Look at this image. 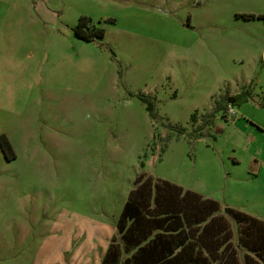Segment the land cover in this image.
Returning a JSON list of instances; mask_svg holds the SVG:
<instances>
[{
	"label": "rangeland",
	"instance_id": "obj_1",
	"mask_svg": "<svg viewBox=\"0 0 264 264\" xmlns=\"http://www.w3.org/2000/svg\"><path fill=\"white\" fill-rule=\"evenodd\" d=\"M247 12L264 0H0V264H101L140 171L264 220V19ZM82 15L105 36L78 38Z\"/></svg>",
	"mask_w": 264,
	"mask_h": 264
},
{
	"label": "trees",
	"instance_id": "obj_2",
	"mask_svg": "<svg viewBox=\"0 0 264 264\" xmlns=\"http://www.w3.org/2000/svg\"><path fill=\"white\" fill-rule=\"evenodd\" d=\"M240 15L264 19V13ZM73 31L86 41L105 36V29L87 15L78 18ZM138 95L155 116L154 99ZM235 96L226 92L215 99L214 107L227 109ZM216 109L206 115L203 126L215 117ZM9 141L6 134L0 135V147L12 159ZM220 210V203L210 196L140 171L101 264H264V220L241 209ZM230 218L238 226L236 238Z\"/></svg>",
	"mask_w": 264,
	"mask_h": 264
},
{
	"label": "crops",
	"instance_id": "obj_3",
	"mask_svg": "<svg viewBox=\"0 0 264 264\" xmlns=\"http://www.w3.org/2000/svg\"><path fill=\"white\" fill-rule=\"evenodd\" d=\"M231 94H234V93H231ZM204 195V194H203ZM106 246H108V242H106V244L104 245V246H102V248H101V250H102V252H104L105 251V248H106ZM100 250V251H101ZM98 255V254H97ZM99 256V255H98ZM98 258V257H97Z\"/></svg>",
	"mask_w": 264,
	"mask_h": 264
},
{
	"label": "built area",
	"instance_id": "obj_4",
	"mask_svg": "<svg viewBox=\"0 0 264 264\" xmlns=\"http://www.w3.org/2000/svg\"><path fill=\"white\" fill-rule=\"evenodd\" d=\"M232 113H234L235 111L233 109H231Z\"/></svg>",
	"mask_w": 264,
	"mask_h": 264
}]
</instances>
